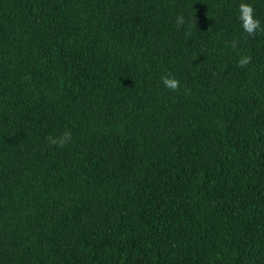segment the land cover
<instances>
[{"label":"trees","instance_id":"16d2710c","mask_svg":"<svg viewBox=\"0 0 264 264\" xmlns=\"http://www.w3.org/2000/svg\"><path fill=\"white\" fill-rule=\"evenodd\" d=\"M242 2L264 26V0H0V264H264Z\"/></svg>","mask_w":264,"mask_h":264},{"label":"clouds","instance_id":"9594fccd","mask_svg":"<svg viewBox=\"0 0 264 264\" xmlns=\"http://www.w3.org/2000/svg\"><path fill=\"white\" fill-rule=\"evenodd\" d=\"M239 20L241 21V26L243 31L247 34V36L255 37L256 33L264 32V26L261 25L260 21L255 18L254 8L252 5L248 3H240L239 4ZM195 19V18H194ZM185 23V19L182 15L177 16L176 18V27L179 28ZM239 44L238 40H233L230 44L226 45V47H231L233 50L237 49ZM252 61V57L241 56L237 62L238 67H246ZM161 81L163 85L173 92H179L181 89V83L178 78L172 75H164L161 77ZM190 92V89H185V94ZM72 132L70 130H65L59 136L49 135L47 137V142L50 146H54L57 148H63L67 144L72 141Z\"/></svg>","mask_w":264,"mask_h":264}]
</instances>
